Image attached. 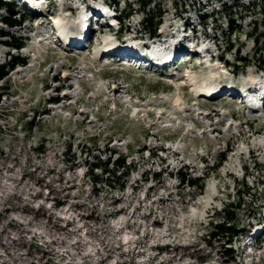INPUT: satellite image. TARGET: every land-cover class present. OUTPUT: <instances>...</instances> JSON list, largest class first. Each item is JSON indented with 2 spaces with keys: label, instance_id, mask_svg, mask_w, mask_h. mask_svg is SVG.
I'll return each instance as SVG.
<instances>
[{
  "label": "rangeland",
  "instance_id": "374dc122",
  "mask_svg": "<svg viewBox=\"0 0 264 264\" xmlns=\"http://www.w3.org/2000/svg\"><path fill=\"white\" fill-rule=\"evenodd\" d=\"M30 1L40 12L15 0L21 26L0 23V30L25 44L11 50L0 37V64L14 55L26 61L0 83V211L6 210L0 239L3 244L17 240L20 231L23 238L8 251L0 246V264H264V112L224 100L223 93L212 100L197 94L226 84L235 90L264 87L262 9L243 20L236 16L232 26L238 32L230 38L229 18L198 26L195 11H218L220 0L209 7L205 0L201 5L153 0L160 16L155 22H161L155 39L164 47L177 44L173 33L187 21L199 41L223 58L198 69L177 57L170 60L169 75L151 71L148 63L139 68L135 61H121L135 52L121 46H137L147 54L142 39L149 35L137 26L144 17L137 0L117 6L111 0H46V11L42 0ZM108 6L131 17L122 20L119 33L92 20V37L77 51L52 29L55 22L74 36L76 24L69 22ZM57 86L64 91L55 93ZM51 98L55 105L47 104ZM111 154L112 160L126 157L132 171L125 179L109 180L112 186L96 184L89 165ZM183 166L192 178L206 177L201 191L176 180ZM94 175L96 181L106 180L99 171ZM245 191L252 197H243L227 252L211 223H220L216 213L236 207ZM77 241L82 247L72 249ZM103 245L109 246L105 255L110 258L100 263L97 252Z\"/></svg>",
  "mask_w": 264,
  "mask_h": 264
},
{
  "label": "trees",
  "instance_id": "16d2710c",
  "mask_svg": "<svg viewBox=\"0 0 264 264\" xmlns=\"http://www.w3.org/2000/svg\"><path fill=\"white\" fill-rule=\"evenodd\" d=\"M114 4L119 5L122 0H111ZM198 2L199 5H201L200 0H195ZM208 3V6L212 3L213 0H205ZM153 0H137V4L141 7V10L144 14L143 22H142V28L145 30V32L148 35L155 36L159 30V26L161 22H155L160 18V16L156 17L155 15V6L152 4ZM230 4L224 3L222 4V10L218 12H214L213 14L209 15L206 13H203V10H198L203 24H207V22L212 19L214 22L219 21L222 18L228 19L227 20V35L231 38L234 33H237L238 31L233 28V22L237 19L236 16L240 15L238 18L243 20L247 18V16H250L251 14H256V9H262L261 11L264 12V0H261L260 2H256L255 0L249 2L248 5H244L241 2V0H229ZM196 5V4H194ZM17 5L12 3L11 1H5L0 0V12L5 11L6 16H0V23L5 25L9 28H16L17 26H21L20 22V16L16 13ZM17 16L18 19H17ZM260 16V15H259ZM126 17H129V15H126ZM24 18V17H23ZM253 24L255 21H253ZM227 36V38H228ZM0 37L2 39H6L2 44H4L6 47L12 50H21L25 47L24 39L15 37L10 34L8 31L0 30ZM229 50L233 49V45H228ZM26 61L21 56H11L9 61L5 62L4 64H0V83L3 82L9 74L16 70L19 66H25ZM32 128V127H31ZM83 152H86L87 154H91L89 149L82 148ZM223 156V155H222ZM95 162L91 165H89V175L94 179L96 184L99 183H105L108 186H112V182L109 183V180L111 179H125L129 176L130 172L132 171V167L130 165H127L126 157L123 155H118V157L114 160L113 156H109L106 161H102L99 159V157H95ZM223 159V158H222ZM222 159L218 162V165L222 161ZM218 167V166H217ZM216 167V168H217ZM215 168V169H216ZM187 170V169H185ZM99 171L106 177V180H97L95 179L94 172ZM183 174V171L177 172V180L182 185H187L188 187L196 188L198 191H201L205 186V178H192L189 174ZM119 175V176H118ZM250 196V191H245L240 194V203L234 207V204H230L227 207H229V210H224L223 213H216L217 217L220 218V223H212V228L214 230V236L215 238H218L219 240L224 241L225 245L228 246L227 252H231L230 246L232 243L233 238L236 236V229L235 224L238 219V212L241 210V206L244 203L243 197ZM6 211V210H5ZM0 211V217L3 216V212ZM221 215V216H220ZM56 227V226H53ZM63 230V229H58ZM22 234L21 231L19 232V235ZM60 239V238H56ZM11 240V239H10ZM13 243H9V241L5 244L2 243V239H0V246L5 249V251H8V249H11L12 246L16 245L17 242H22L23 239H20V236L17 240H12Z\"/></svg>",
  "mask_w": 264,
  "mask_h": 264
},
{
  "label": "bare ground",
  "instance_id": "6f19581e",
  "mask_svg": "<svg viewBox=\"0 0 264 264\" xmlns=\"http://www.w3.org/2000/svg\"><path fill=\"white\" fill-rule=\"evenodd\" d=\"M24 4L25 5H28V4H32L31 3V1L30 0H25L24 1ZM32 6V9L34 10V11H36V12H40V11H38V9L32 4L31 5ZM96 13H98V12H96ZM84 19V18H83ZM83 19H81L80 20V22H77V24L76 25H74L73 26V31H74V36H68L65 32H64V30L63 29H61V27H60V29L58 30L59 32H61V35H65V37H61V39H59V41H61V43H65V42H67V43H70V44H76V45H80V42H81V40H84V38L86 37H88V39L86 40V42L89 40V39H91V37L92 36H90V35H87V34H89V32H90V28H89V26L87 25V22H86V17H85V19L83 20ZM54 23V22H53ZM52 23V24H53ZM45 24V22H42L41 23V25H44ZM28 28V27H27ZM101 32L99 33V35L100 34H102V33H104V31L103 30H100ZM48 33V32H47ZM53 34V33H52ZM39 35V34H38ZM47 35V34H46ZM49 35V34H48ZM158 35V34H157ZM162 35V34H161ZM173 36L174 37H176V39L175 40H177L178 42H177V44L175 45V46H172V44H171V46H170V48L172 47V50H173V54H175L173 57H172V59L174 58V57H176V51L177 52H182L183 51V47L181 48V45H182V41H184V39L183 38H179V33H173ZM60 38V37H59ZM155 41V43L157 42V43H160L161 45H163L164 43H162L161 41L162 40H159V41H157V40H154ZM151 42V41H150ZM165 42V41H164ZM108 43V42H107ZM126 47V46H125ZM161 47H164V45L163 46H161ZM108 48H110V47H108ZM112 48V47H111ZM122 48H123V50H131L130 48H128V47H126V48H124V47H122L121 46V49L120 50H122ZM142 48H144V47H142ZM165 48V47H164ZM180 48V49H179ZM138 51H141V50H139L138 48H136ZM156 49V50H155ZM154 50V52L155 53H151V56L153 57V60H157V58H158V56H159V54H160V52H163L164 54H166L165 53V49H160L159 47L158 48H155ZM117 50H119V49H117ZM145 51V50H144ZM167 51H169V49H167ZM142 52V51H141ZM58 53V52H57ZM156 55V56H155ZM73 68V67H72ZM72 68H70V69H72ZM75 69V68H74ZM164 71H165V73H170L169 75H171V66L169 65V66H167V67H164ZM61 87V86H60ZM214 87V86H213ZM211 87L210 88V90H211V93L210 94H207L208 96H210L211 94H212V92L214 91L215 92V90H217L218 89V91H220L219 93H221L222 91H224V90H227V89H229L230 91H235V87L234 86H231V85H220V86H218V88L216 87ZM59 88V87H58ZM115 89H117V87L115 88ZM261 89L262 90H264V87H261ZM202 91H204V92H207V90H201V92ZM213 92V93H214ZM219 93H215L216 95L217 94H219ZM214 97V94L211 96V100H212V98ZM246 97H247V99H248V101H250V99H249V96L248 95H246ZM214 100V99H213ZM254 102L257 104V105H260V103H258L257 101H254V100H252V104L254 105ZM214 114H215V112H213ZM264 114V113H263ZM210 115V114H209ZM216 115V114H215ZM45 154V153H44ZM34 162V161H33ZM33 164V163H32ZM35 168H36V166H35ZM43 169V168H42ZM36 170V169H35ZM71 170V169H70ZM59 172V171H58ZM47 176V175H46ZM60 178V177H59ZM72 180V179H71ZM74 181V180H73ZM74 184V183H73ZM69 189V188H68ZM80 192V191H79ZM39 194V193H38ZM97 206V205H96ZM98 209V208H97ZM99 211V210H98ZM120 211H123V210H120ZM100 212V211H99ZM105 212V211H104ZM114 212V211H113ZM104 214V213H103ZM107 214V213H106ZM112 215V214H111ZM106 216H108V214L106 215ZM107 220V219H106ZM175 231V230H174ZM172 232V231H171ZM195 232V231H194ZM249 231H247V233H248ZM145 234V233H144ZM171 235V234H170ZM20 236V239H23L22 237H21V234L19 235ZM173 236V235H172ZM250 237V236H249ZM170 238V237H169ZM179 239V238H178ZM57 241H59V239H55V240H53L52 242H51V245H55V242H57ZM61 243H64V239H61ZM141 241V240H140ZM120 242V241H119ZM254 242V241H253ZM9 243H13V241L12 240H10L9 241ZM60 243V242H59ZM127 244H129V243H127ZM44 245H47V244H44ZM158 245V244H157ZM72 247V249H74L75 247H78V248H80V247H82V245H81V242L80 241H77L74 245H72L71 246ZM108 247L109 246H105V245H103L102 246V248H101V250L100 251H98L97 252V255H99V256H101L102 257V259L100 260V263H104L105 261H107L108 260V258H110V256H106L105 254L108 252L109 253V250H108ZM77 248V249H78ZM156 249H158L159 248V246H156L155 247ZM49 249V248H48ZM44 252V251H43ZM53 252V251H52ZM45 253H49V252H45ZM261 257V256H260ZM158 258V256H155V257H153V260L154 259H157ZM157 261V260H156ZM99 264V263H98ZM122 264V263H121Z\"/></svg>",
  "mask_w": 264,
  "mask_h": 264
}]
</instances>
